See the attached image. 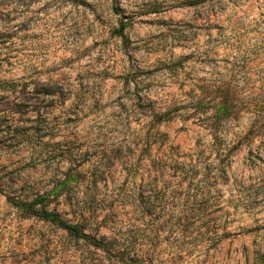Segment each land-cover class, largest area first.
I'll return each mask as SVG.
<instances>
[{
	"label": "rangeland",
	"instance_id": "1",
	"mask_svg": "<svg viewBox=\"0 0 264 264\" xmlns=\"http://www.w3.org/2000/svg\"><path fill=\"white\" fill-rule=\"evenodd\" d=\"M119 235L264 264V0H0V264Z\"/></svg>",
	"mask_w": 264,
	"mask_h": 264
},
{
	"label": "trees",
	"instance_id": "2",
	"mask_svg": "<svg viewBox=\"0 0 264 264\" xmlns=\"http://www.w3.org/2000/svg\"><path fill=\"white\" fill-rule=\"evenodd\" d=\"M19 207L25 208L35 215L42 216L61 228L67 230L69 233L74 234L77 237H86V235L80 230L77 224L68 223L66 220L59 217L55 212L48 211L44 205H40L39 209H34L33 204L17 203ZM123 235L115 236L113 238H91L93 248L99 251V254L94 252L93 262L94 264H146L143 259L149 257V253L145 250L138 252L135 240L127 239L126 236L123 239ZM98 256V257H96Z\"/></svg>",
	"mask_w": 264,
	"mask_h": 264
}]
</instances>
